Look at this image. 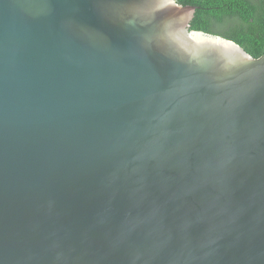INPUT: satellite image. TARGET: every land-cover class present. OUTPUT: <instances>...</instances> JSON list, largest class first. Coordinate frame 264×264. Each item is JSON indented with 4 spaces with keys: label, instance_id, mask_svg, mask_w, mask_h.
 I'll return each instance as SVG.
<instances>
[{
    "label": "water",
    "instance_id": "obj_1",
    "mask_svg": "<svg viewBox=\"0 0 264 264\" xmlns=\"http://www.w3.org/2000/svg\"><path fill=\"white\" fill-rule=\"evenodd\" d=\"M175 0H0V264H264V54Z\"/></svg>",
    "mask_w": 264,
    "mask_h": 264
},
{
    "label": "trees",
    "instance_id": "obj_2",
    "mask_svg": "<svg viewBox=\"0 0 264 264\" xmlns=\"http://www.w3.org/2000/svg\"><path fill=\"white\" fill-rule=\"evenodd\" d=\"M175 1L197 7L190 30L231 40L253 58L264 54V0Z\"/></svg>",
    "mask_w": 264,
    "mask_h": 264
}]
</instances>
